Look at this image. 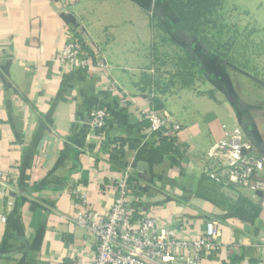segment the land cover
Returning <instances> with one entry per match:
<instances>
[{"label":"crops","instance_id":"obj_1","mask_svg":"<svg viewBox=\"0 0 264 264\" xmlns=\"http://www.w3.org/2000/svg\"><path fill=\"white\" fill-rule=\"evenodd\" d=\"M226 8L261 49L247 77L260 92L251 104L238 79L226 87L224 74H209L194 48L221 69L230 58L212 54L165 0H0V172L8 183L0 188V264H93L97 244L76 222L73 193L105 217L128 169L136 220L152 217L187 240L217 223L220 249L202 264L264 258L261 194L204 174L207 152L235 129L264 154V0H219L217 10ZM76 35L91 66L71 73L57 56ZM171 46L185 53L178 73L167 68ZM199 81L216 88L196 89ZM96 108L108 115L101 132L91 129ZM156 108L181 126L175 153L143 120ZM114 149L125 166L111 161ZM241 196L261 208L258 217L236 214L231 203Z\"/></svg>","mask_w":264,"mask_h":264},{"label":"built area","instance_id":"obj_2","mask_svg":"<svg viewBox=\"0 0 264 264\" xmlns=\"http://www.w3.org/2000/svg\"><path fill=\"white\" fill-rule=\"evenodd\" d=\"M58 62L68 72L88 70L91 59L80 35L73 37L58 52ZM92 131H103L107 126L105 110L96 108L90 115ZM151 134L177 141L180 124L164 110L152 109L143 114ZM204 174L217 184L238 190L249 189L261 194L264 209V154L242 133L241 129L227 132L206 154ZM8 185L0 172V188ZM117 197L105 217H98L88 208L85 196L74 191L80 208L76 218L79 226L90 234L97 253L93 264H202L220 249L216 222L206 223L205 235L197 240L180 238L169 227H162L152 217L134 218V206L139 202L131 184L129 169L116 181ZM0 194L2 192L0 191ZM5 218L2 216L1 221ZM257 264H264V258Z\"/></svg>","mask_w":264,"mask_h":264},{"label":"rangeland","instance_id":"obj_3","mask_svg":"<svg viewBox=\"0 0 264 264\" xmlns=\"http://www.w3.org/2000/svg\"><path fill=\"white\" fill-rule=\"evenodd\" d=\"M252 9V7H249ZM241 10H239L240 12ZM240 14V13H239ZM247 16V14L244 12L242 13V17ZM234 15L232 12L226 8L225 10H216L213 16H210V18L205 22L204 26L201 28V32L205 34V36L210 40V42L213 44V49L216 50V52L222 56H226L230 58V61H226L225 67L224 68H219L215 60H211L210 58L207 60L206 58H203L201 55V52H199V48H194L199 56L203 60V63L205 66L212 65L210 68L205 67L208 69L209 74L214 75L216 77H221L224 74V77L222 78V81H225L227 85V81L229 83H234V80L238 79V90L241 94V97L243 100L249 104L252 103L257 97L260 96V92H256L251 84V81L247 79L249 75H254L255 71H253V61L258 59V52L256 50H261L256 47L255 44L250 45L248 43L247 38L244 36V33L242 29V25L239 24H244L246 22L241 21L240 23H237L238 21L235 19L233 20ZM251 21V18H248ZM248 20V22H250ZM211 21V22H210ZM234 24L239 25V30L234 27ZM238 33L240 34L239 36ZM237 41V43L235 42ZM262 41V38L259 39L257 42ZM232 43H236L237 46H231ZM258 44V43H257ZM259 45V44H258ZM262 45L264 48V42L262 41ZM218 47V48H217ZM223 47V48H219ZM225 47V48H224ZM235 47V48H234ZM183 47H167L168 52H171L170 58L167 57L165 59L168 60L169 66L167 68L173 73L177 70V73L179 72V68H174V64L178 65H183L182 62L179 60L185 56V53L182 50ZM263 50V49H262ZM174 51V52H173ZM177 53V54H176ZM176 54V55H175ZM258 57V58H257ZM235 62H237L235 64ZM189 67V66H188ZM213 67V68H212ZM238 67V68H237ZM241 69H240V68ZM190 71L192 74L195 75V77L198 79H202V73L199 68L196 67L195 64L192 63L190 66ZM238 72H241L239 74H243L239 78ZM217 73V74H216ZM259 77V76H258ZM200 82V81H199ZM199 82L195 83L194 87L197 89L201 88L203 86L204 89H209V88H216V86H213L211 82L209 84H205L204 82ZM216 85V84H215ZM225 85V86H226ZM226 87H231L230 85H227ZM258 95V96H257Z\"/></svg>","mask_w":264,"mask_h":264},{"label":"trees","instance_id":"obj_4","mask_svg":"<svg viewBox=\"0 0 264 264\" xmlns=\"http://www.w3.org/2000/svg\"><path fill=\"white\" fill-rule=\"evenodd\" d=\"M166 4L174 12L182 26L206 45L210 52L216 56L219 54L213 49V44L201 32V28L205 22L213 16L219 7V0H165ZM211 22V21H210ZM220 57H222L220 55ZM226 58V56H223ZM193 64L195 62L193 61ZM157 110L159 108H156ZM164 147L167 146L171 152H177L174 142L167 138L162 139ZM120 152L117 149L113 150L111 161L118 163L120 166H125L126 162L123 157H119ZM121 156V154H120ZM231 207L238 215L256 218L261 212L258 205L250 203L244 197H239L235 202L231 203Z\"/></svg>","mask_w":264,"mask_h":264},{"label":"water","instance_id":"obj_5","mask_svg":"<svg viewBox=\"0 0 264 264\" xmlns=\"http://www.w3.org/2000/svg\"><path fill=\"white\" fill-rule=\"evenodd\" d=\"M260 151H262L260 148H258ZM263 153V152H262Z\"/></svg>","mask_w":264,"mask_h":264}]
</instances>
